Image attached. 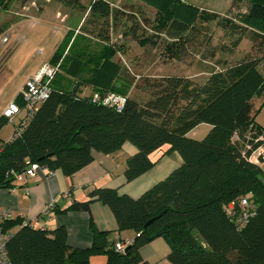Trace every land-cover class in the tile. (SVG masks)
Listing matches in <instances>:
<instances>
[{
  "label": "trees",
  "instance_id": "trees-1",
  "mask_svg": "<svg viewBox=\"0 0 264 264\" xmlns=\"http://www.w3.org/2000/svg\"><path fill=\"white\" fill-rule=\"evenodd\" d=\"M51 1L74 7L81 0ZM141 1L158 10L159 27L171 39L165 50L173 60H180L184 46L203 36L196 27L198 21H217L236 36L234 46L244 39L250 41V52L227 69L211 73L200 85L180 76L147 81L151 99L139 104L125 96V107L117 111L92 100L95 93L120 95L117 81L122 67L115 59L117 47L108 42L109 34L97 49L86 45L73 51L76 36L68 32L48 63L59 65L48 99L18 137L0 139V189L14 188L15 176L30 164L59 170L71 178L94 161L95 152L111 155L125 144L136 148L125 162L126 182L172 153L182 162L137 199L97 188L86 201L66 208L65 212H89L93 202L106 205L119 231L137 234L124 254L114 250L111 232L97 231L91 223L90 247L76 249L67 244L64 227L35 229L16 218L2 224L8 234L11 264H79L87 263L90 255H105L106 264H146L139 250L160 230L170 249L167 260L171 264H264V170L250 162L264 138V128L254 122V101L264 103V76L258 70L259 60H264V0L250 1L239 24L199 11L184 0ZM9 2L0 0V7L6 8ZM88 12V23L93 26L101 23L111 30L118 26V11L106 0H92ZM135 30L132 25L123 36L137 41ZM3 32L0 28V35ZM101 34L98 31L96 36ZM61 72L73 80L70 89L55 84ZM83 88L92 93L81 96ZM15 102L21 105L19 94ZM7 124L1 115L0 131ZM201 124L211 127L207 135L200 141L188 138ZM158 151L160 156L152 160L150 156ZM241 198L248 201L251 215L238 228L241 213L237 205L234 217L226 207Z\"/></svg>",
  "mask_w": 264,
  "mask_h": 264
},
{
  "label": "rangeland",
  "instance_id": "rangeland-1",
  "mask_svg": "<svg viewBox=\"0 0 264 264\" xmlns=\"http://www.w3.org/2000/svg\"><path fill=\"white\" fill-rule=\"evenodd\" d=\"M32 1L35 2V7L31 6ZM91 1L81 0L77 6L67 7L51 0L49 4L47 0H10L6 8L0 7V28L4 32L9 30L11 34L0 52V116L4 106L22 89L26 79L49 63L64 39L65 29L61 19L57 18L58 12L61 18L64 14L70 15L69 22H72L73 27L80 25L77 33L73 34V37L76 36L73 51L86 45L92 50L97 49L102 44V38L109 34L108 42L117 47L118 55L115 59L122 67L117 81L118 93L125 97L130 91L131 99L139 104L151 99V91L145 88L147 81L180 76L190 78L200 85L211 73L227 69L250 52V41L244 39L234 46L236 36L219 27L217 21H198L196 27L203 36L199 37L198 42L186 44L181 52V59L173 60L165 50L171 39L159 27V12L155 7L141 0H106L118 11V26L111 30L101 23L95 26L88 23ZM250 1L252 0H184V3L199 11L216 13L220 20L227 19L239 24ZM132 25L136 29L134 35L138 38L137 41L130 36H123ZM89 31L92 33L88 36ZM98 31L102 32L99 38L96 36ZM258 70L264 76V60H259ZM55 84L70 89L73 80L61 72L56 77ZM88 93L89 91H81L82 95ZM254 111L255 124L264 128L262 99L254 101ZM11 123L4 127L2 138H11L9 136L14 132ZM210 128L207 124H201L188 134V138L200 141ZM233 140L237 141L238 138L234 137ZM262 141V146L252 154L250 162L264 170V138Z\"/></svg>",
  "mask_w": 264,
  "mask_h": 264
},
{
  "label": "crops",
  "instance_id": "crops-1",
  "mask_svg": "<svg viewBox=\"0 0 264 264\" xmlns=\"http://www.w3.org/2000/svg\"><path fill=\"white\" fill-rule=\"evenodd\" d=\"M47 3H51L50 0H47ZM57 18L63 22L65 35L68 32L70 34L77 33L80 25L73 27L72 22H69L70 15L64 14L61 18V14L58 12ZM82 90L89 91V93L88 95L81 94V96H89L92 93V90L88 88ZM19 92L20 90L11 101L15 100ZM127 98L131 99L130 91ZM23 117L24 113L22 112L12 121L14 130ZM4 127L0 131V139L8 141L10 138L1 137ZM135 153L134 146L125 144L120 151L111 155L95 152L94 161L71 178L65 177L59 170L27 177L24 182L16 183L12 189H0V207L10 211L11 219L34 220L32 227L35 229L51 231L60 226L64 227L67 244L72 248L88 249L90 247V223L97 231L111 232L112 240L115 242L131 244L136 238V232L133 230L119 231L111 210L101 202L91 203L89 212H65V210L74 203L86 201L89 193L97 188L114 189L119 196L137 199L153 185L165 179L182 162L177 153H172L158 160L157 164L142 176L131 182H126L124 178L125 162ZM160 153V151L155 152L150 158L156 160ZM49 201H54V209L47 216L42 217L40 214ZM169 252V246L161 237L154 238L139 250L140 256L146 264H171L167 260ZM106 263L105 255H90L87 260V264Z\"/></svg>",
  "mask_w": 264,
  "mask_h": 264
},
{
  "label": "built area",
  "instance_id": "built-area-1",
  "mask_svg": "<svg viewBox=\"0 0 264 264\" xmlns=\"http://www.w3.org/2000/svg\"><path fill=\"white\" fill-rule=\"evenodd\" d=\"M31 6L35 7V2L32 1ZM10 31L3 32L0 35V52L3 47L8 43L10 38ZM22 38H20L21 40ZM59 73V65L51 66L44 64L39 71L34 75L26 79L22 89L19 92L21 98V105L17 102L11 101L2 112V115L12 122L22 112L24 117L14 130L16 137H18L23 129L26 128L27 122L31 119L32 115L43 104L50 95V85L55 76ZM92 100L98 102L103 106L113 108L117 111H121L126 104L127 98L117 94H106L100 97L97 93L92 95ZM13 136V135H12ZM12 138V137H11ZM10 138V139H11ZM49 171L46 166L38 164H30L25 172L17 174L15 176L17 182H24L27 177H34L37 174L44 175ZM237 205V209L240 211L241 216L237 219V227L240 228L246 222L251 215L250 205L244 198L238 199L237 202H232L226 207V212L230 217H234V209ZM54 209V201H49L41 212V216H47ZM11 219V213L9 210L0 207V264H11L7 255L6 242L8 240V234L3 231L2 224L6 220ZM34 220H24L22 225L32 226ZM129 244L116 242L114 244V250L120 254H124Z\"/></svg>",
  "mask_w": 264,
  "mask_h": 264
},
{
  "label": "water",
  "instance_id": "water-1",
  "mask_svg": "<svg viewBox=\"0 0 264 264\" xmlns=\"http://www.w3.org/2000/svg\"><path fill=\"white\" fill-rule=\"evenodd\" d=\"M163 232H164L163 230L154 232L151 236L148 237V240L151 241L154 238L160 237L163 234ZM79 264H87V263L83 261L80 262Z\"/></svg>",
  "mask_w": 264,
  "mask_h": 264
}]
</instances>
